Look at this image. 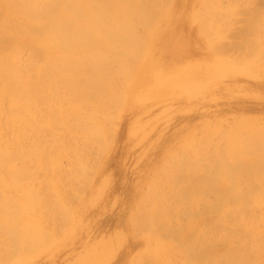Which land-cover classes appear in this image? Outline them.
<instances>
[{"label":"rangeland","instance_id":"obj_1","mask_svg":"<svg viewBox=\"0 0 264 264\" xmlns=\"http://www.w3.org/2000/svg\"><path fill=\"white\" fill-rule=\"evenodd\" d=\"M69 1L40 0L41 19L25 24L19 57L24 97L34 99L24 104V132L9 133L8 98H0V154L11 157L0 182V197L10 193L0 206V264H264V0H143L155 17L148 37L142 33L143 53L158 81L140 92L130 114L121 101L108 104L101 134L109 135L102 143L97 137L83 163L90 183L73 177L52 215V200L35 191L43 170L27 144L29 124L46 112L37 96L49 78L58 81L61 67L49 35L62 36L63 10L78 14ZM32 35L45 51L29 48ZM177 39L182 58L169 63ZM134 76L122 81L125 88Z\"/></svg>","mask_w":264,"mask_h":264},{"label":"bare ground","instance_id":"obj_2","mask_svg":"<svg viewBox=\"0 0 264 264\" xmlns=\"http://www.w3.org/2000/svg\"><path fill=\"white\" fill-rule=\"evenodd\" d=\"M40 3V0H0V98H8L4 124L5 127L8 125L7 129L11 135L24 132V104H31L30 102L34 99L31 98L32 96L24 97L25 65L24 59L19 57V49H24L27 45L25 24L29 22L35 24L34 22L37 19H41L38 8ZM68 4L79 8L78 14L75 13L74 16H71L70 13L63 10L60 16L57 17L58 20H64L67 23L66 28L62 31L63 34L61 33L62 36L59 33V40H56L55 38L58 35L57 37H54L56 35H49L52 40L54 56L60 60L58 64L61 67L59 68V73H56L58 81H51L49 78L48 85H44L51 91L46 89L45 93L40 90L37 96L38 100H40L39 106H42L40 110L43 112L46 110V112L44 116L42 115V118L32 120L31 124H29L31 129L34 127V135H32V143L27 144L33 148V161L40 165L43 170L40 175L39 187L35 191L47 194L49 199L52 200V205L48 209L52 215H54L57 207L64 204L62 202L69 191L68 186L72 184L73 177L76 178L77 176L76 179H79V181L85 176L88 178L86 174H89V171L86 173L84 172L85 170H82L84 169V164H88L87 159L90 156H88V151L90 148L94 149L93 147L97 144L95 140H98L99 136L103 137L99 138L101 142L107 132L109 135V130H104L106 132L101 134V130L103 131L110 115V111L108 112L109 107L107 108L108 104H110L109 106L116 105L118 108L119 105L117 104H120L121 101V111L125 114H130L134 108H137L135 101L140 92L144 91V89L146 90L153 80L158 81L157 76L154 78L151 76L150 68L152 67V62L148 49L146 53H143L148 41L142 33L148 37L145 33L147 32L146 28L154 21L152 18L154 17V12L152 13L151 11L150 13L146 10H149V7L153 8L152 5L145 4L143 0H70ZM53 5L56 6V4ZM203 32L205 37L204 29ZM203 32L199 34H203ZM180 43V40L177 39L169 47V63L181 61L182 55L179 56L177 54L180 53ZM28 46L30 49L38 50V52L47 49V46L41 40L39 41L35 35L30 37ZM141 49L144 50L142 51ZM136 54L138 55L136 56ZM134 60L137 63L139 61L138 67ZM131 61L133 62L132 64ZM134 64H136L137 69L133 67ZM131 65H133L134 69L131 68ZM133 76L134 80L125 88L126 83L125 85L123 83L129 82ZM120 77L124 79L121 80V83L126 89L125 96H123L122 92H118L122 91L119 89L121 88L119 86L120 82L118 83L119 79H121ZM38 81L41 84V80ZM50 84L53 85L55 92H52ZM112 99L114 100L113 103L116 104L109 102ZM110 109H114L113 106ZM106 111L109 115L105 114ZM52 113L54 117H52ZM104 114L107 117V119H104V122L106 120L105 123L101 121ZM112 115V117L110 116L112 118L110 123L116 120L114 113ZM8 116L9 123L6 122ZM101 124H103V127ZM3 129L6 128H0V134H2L3 131L1 130ZM113 134L105 138L110 140V138H113ZM97 140L96 142H98ZM112 141L110 142L111 144ZM105 144L104 146L109 148L110 144ZM90 153L92 152L90 151ZM7 155L0 154V182L2 184L5 182L6 173L2 164L11 160V157ZM95 155L98 154L96 153ZM98 156L100 157L101 155ZM27 159L24 152V165L27 164L26 162H31V159ZM90 165L93 167L92 163ZM28 167L27 165L24 166V168ZM79 170L83 171L84 174L83 172L80 173ZM76 172H78V175ZM79 176L82 178H78ZM84 178L81 180L82 182L80 181L82 187L83 183H90L92 179L90 176L87 182V178L85 180ZM76 179L73 181H76ZM21 192L17 191L15 193L17 198L22 196ZM9 197L10 193L2 194V197H0L1 208L8 204ZM53 219L56 220L55 218ZM39 226L41 227L42 225ZM43 229L44 227H41L40 230ZM173 238L175 236H171V239ZM144 252L146 253L147 249ZM155 264L169 263L162 260V262Z\"/></svg>","mask_w":264,"mask_h":264}]
</instances>
